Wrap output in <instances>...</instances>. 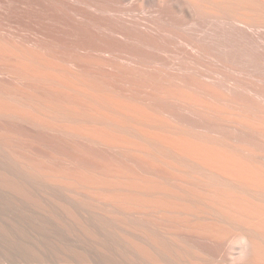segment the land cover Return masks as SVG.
<instances>
[{
	"label": "bare ground",
	"instance_id": "obj_1",
	"mask_svg": "<svg viewBox=\"0 0 264 264\" xmlns=\"http://www.w3.org/2000/svg\"><path fill=\"white\" fill-rule=\"evenodd\" d=\"M0 264H264V0H0Z\"/></svg>",
	"mask_w": 264,
	"mask_h": 264
}]
</instances>
